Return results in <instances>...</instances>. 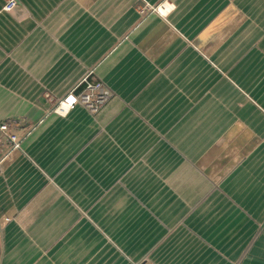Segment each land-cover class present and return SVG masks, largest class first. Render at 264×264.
I'll return each instance as SVG.
<instances>
[{
    "label": "crops",
    "instance_id": "crops-1",
    "mask_svg": "<svg viewBox=\"0 0 264 264\" xmlns=\"http://www.w3.org/2000/svg\"><path fill=\"white\" fill-rule=\"evenodd\" d=\"M16 1L0 264H264V0ZM88 72L101 110L50 112Z\"/></svg>",
    "mask_w": 264,
    "mask_h": 264
},
{
    "label": "built area",
    "instance_id": "built-area-1",
    "mask_svg": "<svg viewBox=\"0 0 264 264\" xmlns=\"http://www.w3.org/2000/svg\"><path fill=\"white\" fill-rule=\"evenodd\" d=\"M16 6V0H7L3 10L6 12L11 11ZM159 9H161L160 6L154 7L146 3H143L138 8L140 14L156 12ZM91 73L92 72H88L68 94L61 98H55L46 94L45 99L50 106L49 111L58 116H66L75 107L81 106L90 114H97L112 98V92L102 82L90 80ZM17 125L18 123L13 120H6L0 124V141L7 147L0 162L11 152L20 149V142L23 135H18L12 131V126L16 128Z\"/></svg>",
    "mask_w": 264,
    "mask_h": 264
}]
</instances>
